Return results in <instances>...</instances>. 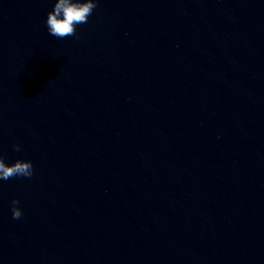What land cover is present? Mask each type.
<instances>
[{"label": "clouds", "instance_id": "1", "mask_svg": "<svg viewBox=\"0 0 264 264\" xmlns=\"http://www.w3.org/2000/svg\"><path fill=\"white\" fill-rule=\"evenodd\" d=\"M97 7L96 0H56L54 7L48 12L46 27L48 33L58 39L76 36L78 25L86 24ZM14 151H20L19 145H13ZM34 167L31 161L16 160L12 164L5 163L0 156V180H9L17 177L31 178ZM20 201H11L13 219H20L23 215L19 207Z\"/></svg>", "mask_w": 264, "mask_h": 264}]
</instances>
